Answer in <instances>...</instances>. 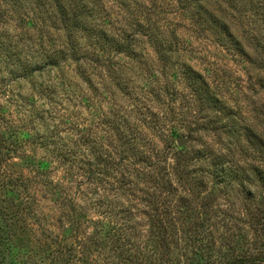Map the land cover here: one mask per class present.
<instances>
[{
    "label": "rangeland",
    "instance_id": "rangeland-1",
    "mask_svg": "<svg viewBox=\"0 0 264 264\" xmlns=\"http://www.w3.org/2000/svg\"><path fill=\"white\" fill-rule=\"evenodd\" d=\"M149 111L189 119L176 114L164 135L149 132L155 156L135 128ZM112 122L139 135L151 166L127 164L136 159ZM226 148L232 168L256 167V196L241 199L231 182L214 207L221 221L200 242L172 206L187 196L182 175H205L199 157ZM262 190L264 0H0V264L154 261L156 203L174 221L184 262L207 251L230 259L244 250L228 235L258 241ZM122 223L140 239L120 241Z\"/></svg>",
    "mask_w": 264,
    "mask_h": 264
},
{
    "label": "trees",
    "instance_id": "trees-1",
    "mask_svg": "<svg viewBox=\"0 0 264 264\" xmlns=\"http://www.w3.org/2000/svg\"><path fill=\"white\" fill-rule=\"evenodd\" d=\"M13 73V72H12ZM174 110V109H173ZM149 115L146 117L149 121H143L141 125H136L135 128L140 129V135L142 134L144 139V143L141 145V147H145V145H151V152L155 156L157 155L158 146L154 141H151L149 139V132L152 130L158 131L159 134L166 133L167 130H169V127H174V125L170 124L175 122V119L172 120V118H176V114L180 117L178 119L184 120L186 122H189V119H187L183 114L179 112H175L171 114V117L168 115L164 116L162 114L161 118H158L155 113L148 112ZM56 113L52 110V115L56 117ZM225 114V113H224ZM153 115L154 119H152L150 116ZM167 117H169L167 119ZM108 122V123H107ZM106 122V127H109V123L111 121ZM197 123V121H195ZM216 122H213L211 124L212 127L218 128L222 132H227L230 130V125H227L225 123L219 122V125L216 127ZM113 130L118 131L119 138L117 139L121 149H123V152L132 150V158L134 157L136 159H131L130 161L127 160V164L133 165L137 164V162L140 163H146L145 165H148L151 160H149V157L147 154L141 149L136 146L137 141H134V139L140 138L139 135L137 137L134 136L135 132H132L129 136V134L124 131L120 130L114 122H112ZM199 126V125H197ZM111 127V125H110ZM109 127V128H110ZM233 130L231 131V133ZM137 134V133H136ZM175 134V133H174ZM235 135H239L240 133H233ZM168 142H166V147L170 150H173V142L175 140L176 136L170 137L169 134L167 135ZM254 138H257V134H253ZM226 152H220L217 154H214L213 156H209L208 154H203L199 157L198 161H202L204 163L203 167H200V170L203 172V176H198L195 174L190 175L189 177L183 176L185 178L184 184L187 185V196L183 197L182 201L178 204H175L172 206L174 210H172L171 215H175L177 213H181L184 219L189 218L191 221L190 227L194 229V233L197 234L198 240L201 242L203 230L207 228L211 221L214 220V224L217 222H220L221 219L216 220L214 207H218L217 202L220 199V195L227 197L230 192V189H235V186L231 184V182L237 184L239 190L241 193L244 192L241 199L248 200L249 202H252L253 198L256 196L255 193L252 192V187L255 186V182L253 183V180L256 178L255 170L256 167L252 166L249 169H247V163H244V165L236 167L235 169L232 168V166L228 165L231 161V152L230 148H226ZM211 153V152H210ZM195 159V158H194ZM186 160H184L182 163L177 162L176 169L179 173L183 171L179 170H185L184 168L179 169L180 167H183L184 164H186ZM253 176V177H251ZM259 176V173H258ZM239 181V182H238ZM242 181H246L249 184V188L246 189L247 192H245L244 187H240L239 183H242ZM210 183V189L208 194H204L205 187ZM139 192H144V190H138ZM264 191V190H262ZM238 193V197H240ZM148 195V194H145ZM264 192H262L261 198L263 199ZM198 206L193 205V202H196ZM156 203V207L153 206L152 208L156 209V216H154L153 219H151L150 222V230L153 232V234H157L156 239L154 240V246L159 248L157 257L154 259V261L150 260H140L136 264H190L188 262H184L182 260L183 252L180 251V243L178 241V238L176 234H174V229L172 230V227L175 225L174 221L170 219L166 215L168 211H165V206H163V203L159 204ZM194 207L198 208L195 209ZM168 208V207H167ZM162 210L163 213H160ZM171 211V210H170ZM258 211L263 212L262 215L260 214L261 222L259 229V233L257 236L259 237L257 242L255 243H247L246 237L240 235L239 239H232L229 235V239L231 240L232 247L231 249H240L244 250L242 253L233 254L232 257L225 258V257H218L217 259L213 258L215 254L206 252V255H201V260L197 261L194 264H264V255H260L258 253L253 254L249 251H247L248 248H245V244L248 246L251 245H257L260 244L261 246H264V209L259 208ZM227 217V216H226ZM259 221V219L257 220ZM228 225V221L226 222ZM236 225V224H235ZM233 225V226H235ZM120 226V225H119ZM211 226V225H210ZM227 227V226H226ZM229 228V227H228ZM120 236L118 239L122 242H124L126 239L130 240V238L140 239L141 235H138V232L136 233L134 226L128 223H122V227L119 230ZM171 232V234H170ZM131 235V236H127ZM151 237V235H150ZM235 236H233L234 238ZM129 242V241H128ZM202 244V243H201ZM247 246V247H248ZM157 248V249H158ZM182 252V253H181Z\"/></svg>",
    "mask_w": 264,
    "mask_h": 264
},
{
    "label": "water",
    "instance_id": "water-1",
    "mask_svg": "<svg viewBox=\"0 0 264 264\" xmlns=\"http://www.w3.org/2000/svg\"><path fill=\"white\" fill-rule=\"evenodd\" d=\"M186 140H187V139H182V138H181V139H178V140H177V144H178V145H182V144H184V143L186 142Z\"/></svg>",
    "mask_w": 264,
    "mask_h": 264
}]
</instances>
